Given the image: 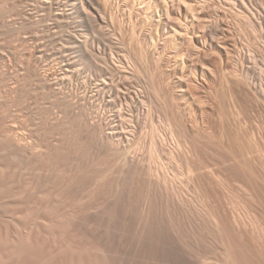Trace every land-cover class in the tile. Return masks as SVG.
<instances>
[{
	"label": "rangeland",
	"instance_id": "374dc122",
	"mask_svg": "<svg viewBox=\"0 0 264 264\" xmlns=\"http://www.w3.org/2000/svg\"><path fill=\"white\" fill-rule=\"evenodd\" d=\"M0 264H264V0H0Z\"/></svg>",
	"mask_w": 264,
	"mask_h": 264
}]
</instances>
